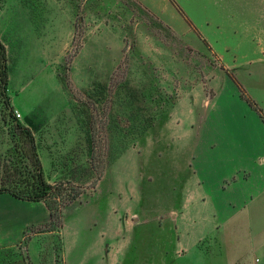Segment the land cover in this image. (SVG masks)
<instances>
[{
  "label": "rangeland",
  "instance_id": "rangeland-1",
  "mask_svg": "<svg viewBox=\"0 0 264 264\" xmlns=\"http://www.w3.org/2000/svg\"><path fill=\"white\" fill-rule=\"evenodd\" d=\"M194 2L195 15L207 17L199 28L175 0L170 3L179 16L156 13L139 0H0L8 65L6 96L0 88V156L8 155L10 168L30 167L17 120L32 130L48 181L66 187L69 196L81 190L72 202L87 200L96 211L94 191L107 169L126 148L143 155L135 157L129 197L123 164L100 186L106 191L114 179V264H229L233 257L243 258L236 264H264V245L247 237L245 213L235 217L241 236L227 228L209 239L215 235L202 220L212 217V207L178 204L188 167L185 147L155 151L165 129L160 123L182 95L194 93L203 105L216 90L238 89V82L258 108L264 101V0ZM217 51L238 78L234 70L219 72L224 63ZM180 210L196 221L185 250L176 253L169 250L171 222L162 225ZM89 255L82 264H95Z\"/></svg>",
  "mask_w": 264,
  "mask_h": 264
},
{
  "label": "crops",
  "instance_id": "crops-1",
  "mask_svg": "<svg viewBox=\"0 0 264 264\" xmlns=\"http://www.w3.org/2000/svg\"><path fill=\"white\" fill-rule=\"evenodd\" d=\"M139 1L154 8L156 13L169 10L179 16L170 0ZM175 1L195 27L199 28L200 23L207 22V17L199 19L189 7V4L194 5V0ZM218 56L224 63L219 53ZM234 68L224 63L219 72L226 74ZM233 74L238 78L235 70ZM238 90H216L203 105L200 97L194 93L178 97L168 116L162 122L158 121L165 129L164 134L156 140V143H160L156 144L155 151L162 148V151L171 150L173 153L179 146L185 147L188 167L186 178L181 181L178 204L185 208L212 207V217L202 220L206 222L204 228L210 224L215 235H210L209 239L218 237L217 234H222L227 228H231L236 237L241 236V233L235 232L239 227L235 217L245 213L248 218L247 237H252L255 246L260 247L264 245V120L240 96ZM259 104L264 116V101L259 100ZM165 151L162 152L163 156ZM136 155L138 160L143 156L136 148L124 149L98 180L94 191L96 211L87 200L72 202L63 208L60 235L64 264H82L85 253L90 254L88 260L95 264H114L118 249L114 229V179L110 189L101 191L100 186L106 174H114L115 167L123 164L127 169L124 190L126 196L130 195L128 190L135 182L131 180V175L138 169ZM178 160L176 156V165ZM68 210H71L69 217ZM170 218L171 221L163 219L162 225L165 227L171 222L174 241L169 250L182 252L185 250L182 243L189 239L187 231L195 225L196 220L193 215H184L181 210ZM49 219L50 213L43 201L20 199L0 192V264H56V231L30 230V227L44 225ZM128 251L123 248L122 252L126 254ZM160 253L167 254L168 250ZM238 260L243 258L233 257L228 262L236 264Z\"/></svg>",
  "mask_w": 264,
  "mask_h": 264
},
{
  "label": "trees",
  "instance_id": "trees-1",
  "mask_svg": "<svg viewBox=\"0 0 264 264\" xmlns=\"http://www.w3.org/2000/svg\"><path fill=\"white\" fill-rule=\"evenodd\" d=\"M172 1V0H171ZM180 10V8H179ZM181 11V10H180ZM66 85L75 94L73 91L72 85L69 81H66ZM240 96L251 106L257 109L258 113L264 120L260 108H258L255 102L248 97L244 88L237 82ZM8 86V65H7V54L4 44L0 40V88L1 94L6 96V89ZM75 89V88H74ZM6 104H8L5 99ZM92 126V124H91ZM90 126V127H91ZM16 131L20 136H23V146H26V149H23V157L27 159L29 164V169L24 171L17 166L10 168L9 165L10 158L8 155L0 156V192L9 193L17 198L32 200V201H43L50 213V219L44 225L30 227L31 231H56V234H60V229L62 227V210L67 202H72L80 194V191L72 195H67L66 187L62 185H57L51 183L45 176L42 161L38 153V146L36 138L32 130L20 123L15 121ZM92 135V139H93ZM93 142V141H92ZM92 144V149H93ZM93 155V151L92 154ZM25 167L27 165L25 164ZM12 169V170H11ZM105 168L99 170L96 181L102 176ZM95 183V182H94ZM95 185V184H94ZM67 195V196H65ZM60 243L56 244L54 242V251H55V263L57 264L58 260L63 262V244L60 235Z\"/></svg>",
  "mask_w": 264,
  "mask_h": 264
}]
</instances>
